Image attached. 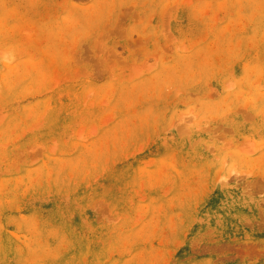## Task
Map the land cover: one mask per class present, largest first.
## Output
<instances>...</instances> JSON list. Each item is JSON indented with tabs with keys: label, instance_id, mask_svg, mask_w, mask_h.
<instances>
[{
	"label": "rangeland",
	"instance_id": "1",
	"mask_svg": "<svg viewBox=\"0 0 264 264\" xmlns=\"http://www.w3.org/2000/svg\"><path fill=\"white\" fill-rule=\"evenodd\" d=\"M0 264H264V0H0Z\"/></svg>",
	"mask_w": 264,
	"mask_h": 264
}]
</instances>
